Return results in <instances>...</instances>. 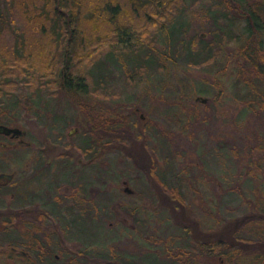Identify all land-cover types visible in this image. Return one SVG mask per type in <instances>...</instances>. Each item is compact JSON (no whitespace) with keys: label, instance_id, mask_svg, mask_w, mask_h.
Instances as JSON below:
<instances>
[{"label":"rangeland","instance_id":"rangeland-1","mask_svg":"<svg viewBox=\"0 0 264 264\" xmlns=\"http://www.w3.org/2000/svg\"><path fill=\"white\" fill-rule=\"evenodd\" d=\"M36 2L27 0L26 4L33 6ZM17 3L20 7V1ZM189 11V34L205 33L203 9L199 5ZM21 16L17 20L25 25L27 16L24 12ZM238 49L239 42L233 40L224 46L220 63L190 66L167 62V69L150 75L149 71L143 72L133 83H127L121 71L116 70L110 86L105 83V89L93 91L90 85L92 92L77 95V100L62 90L56 96L43 94L39 105L46 103L47 113L37 114L35 107L29 108L22 97L13 117L0 113L1 123L27 129L26 139L34 146L43 142V125L56 129L51 131L52 139L59 133L76 145L83 142L84 131L89 127L98 132L106 125L109 133L117 131L122 136L119 141L109 136L112 144L107 146L105 156L110 169L113 164L121 171L118 178H112L114 183L118 181L121 191L125 187L136 191H175L163 185L160 175L178 184V191L185 193L191 208L215 209L220 220H208L210 216L206 215V222L216 221L223 233L224 224L229 228L235 218L256 212V206L264 204V106L257 99L253 102L255 107L247 105V90L238 82ZM204 87L207 92L201 90ZM59 117L62 121H58ZM129 119L135 123L127 122L122 127L121 120ZM12 143L15 146L16 141ZM22 151L19 146L13 148L11 158L21 159ZM152 165V175H156L153 180L148 177ZM113 173L115 176L116 171ZM125 197L126 206L139 200L144 206L164 207L156 199ZM246 224L247 220L240 228H246ZM245 233L253 236L252 232ZM245 241L237 243L247 244ZM251 241L241 246L242 264L254 258L248 260L247 255L264 253V242L260 246L252 238ZM5 248L0 244V251ZM0 264H7L3 256Z\"/></svg>","mask_w":264,"mask_h":264},{"label":"trees","instance_id":"trees-1","mask_svg":"<svg viewBox=\"0 0 264 264\" xmlns=\"http://www.w3.org/2000/svg\"><path fill=\"white\" fill-rule=\"evenodd\" d=\"M17 1L0 0L3 115L13 117L22 97L38 114L36 105L43 94L56 96L62 90L77 100V95L91 93V86L93 91L105 89L116 70L133 83L143 72L167 69V62L212 66L220 63L224 46L233 40L239 42L238 82L247 90V105L255 107L257 99L264 106V0H38L33 6L27 0ZM199 5L205 33L190 35L189 10ZM22 12L26 26L17 20ZM133 121L121 120V126ZM159 178L169 189H180L174 181ZM256 207V212L238 216L229 228L224 224L223 234L234 231L237 242L251 244L252 238L261 246L264 204ZM246 220L247 227L240 228ZM247 244L230 251L222 242V254L242 264L241 246ZM246 257H254L248 264H264L263 252Z\"/></svg>","mask_w":264,"mask_h":264},{"label":"flooded vegetation","instance_id":"flooded-vegetation-1","mask_svg":"<svg viewBox=\"0 0 264 264\" xmlns=\"http://www.w3.org/2000/svg\"><path fill=\"white\" fill-rule=\"evenodd\" d=\"M41 127L44 139L36 146L25 128L21 135L0 132V244L6 245L0 257L7 264L237 263L222 254V242L230 251L238 243L234 231L229 239L222 233L215 209L191 208L180 191H121L112 179L121 171L105 157L109 136L119 141L120 132L89 127L76 145L59 133L52 139L53 126ZM17 146L22 158L12 159ZM125 195L164 207L139 200L126 206ZM206 215L216 221L206 222Z\"/></svg>","mask_w":264,"mask_h":264},{"label":"water","instance_id":"water-1","mask_svg":"<svg viewBox=\"0 0 264 264\" xmlns=\"http://www.w3.org/2000/svg\"><path fill=\"white\" fill-rule=\"evenodd\" d=\"M202 100L206 101V98H203ZM0 132L5 134L21 135L23 133V129L20 127L0 124Z\"/></svg>","mask_w":264,"mask_h":264},{"label":"bare ground","instance_id":"bare-ground-1","mask_svg":"<svg viewBox=\"0 0 264 264\" xmlns=\"http://www.w3.org/2000/svg\"><path fill=\"white\" fill-rule=\"evenodd\" d=\"M46 103H41L40 105H39V103L36 105V107H37V110H38V108H40V110L41 109H44L46 112H49L48 110H46L47 109V106L45 105ZM41 106V107H40ZM38 113H40V111H38ZM19 127V126H18Z\"/></svg>","mask_w":264,"mask_h":264}]
</instances>
